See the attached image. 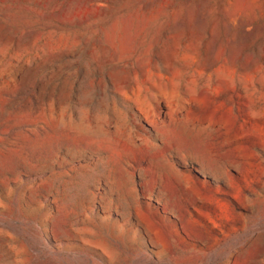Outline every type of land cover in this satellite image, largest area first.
Masks as SVG:
<instances>
[{
  "label": "rangeland",
  "instance_id": "374dc122",
  "mask_svg": "<svg viewBox=\"0 0 264 264\" xmlns=\"http://www.w3.org/2000/svg\"><path fill=\"white\" fill-rule=\"evenodd\" d=\"M0 264H264V0H0Z\"/></svg>",
  "mask_w": 264,
  "mask_h": 264
}]
</instances>
